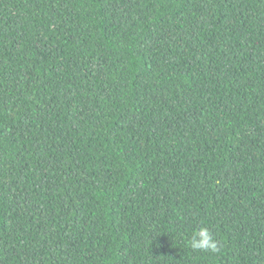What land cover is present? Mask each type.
Wrapping results in <instances>:
<instances>
[{"label": "trees", "instance_id": "16d2710c", "mask_svg": "<svg viewBox=\"0 0 264 264\" xmlns=\"http://www.w3.org/2000/svg\"><path fill=\"white\" fill-rule=\"evenodd\" d=\"M0 264H264V0H0Z\"/></svg>", "mask_w": 264, "mask_h": 264}, {"label": "clouds", "instance_id": "9594fccd", "mask_svg": "<svg viewBox=\"0 0 264 264\" xmlns=\"http://www.w3.org/2000/svg\"><path fill=\"white\" fill-rule=\"evenodd\" d=\"M190 246L193 250L218 252L217 242L207 228H200L191 238Z\"/></svg>", "mask_w": 264, "mask_h": 264}]
</instances>
